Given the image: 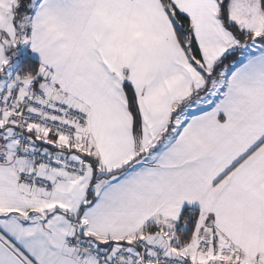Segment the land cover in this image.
Returning a JSON list of instances; mask_svg holds the SVG:
<instances>
[{"label":"snow or ice","instance_id":"obj_1","mask_svg":"<svg viewBox=\"0 0 264 264\" xmlns=\"http://www.w3.org/2000/svg\"><path fill=\"white\" fill-rule=\"evenodd\" d=\"M0 264H264V0H0Z\"/></svg>","mask_w":264,"mask_h":264}]
</instances>
